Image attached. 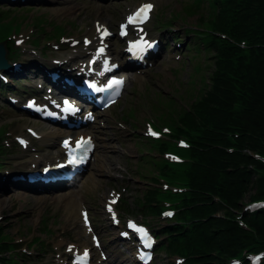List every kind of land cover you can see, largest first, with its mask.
Listing matches in <instances>:
<instances>
[{
  "label": "trees",
  "instance_id": "16d2710c",
  "mask_svg": "<svg viewBox=\"0 0 264 264\" xmlns=\"http://www.w3.org/2000/svg\"><path fill=\"white\" fill-rule=\"evenodd\" d=\"M11 13L3 15L14 21ZM198 14L199 21L234 43L245 41L247 49L207 34L202 49L211 70L201 76V87L184 98L165 97L167 109L160 115L192 144L189 163L174 177L190 189L180 218L190 219L191 230L164 229L171 240L165 251L185 255L191 264H225L226 257L246 247L256 251L264 246V212L246 216V228L232 221L245 202L264 199V164L252 156H264V0H210L207 10ZM156 147L161 151L166 146ZM156 171L166 172L161 161ZM144 202L156 213L152 190ZM4 231L0 228V263L18 264Z\"/></svg>",
  "mask_w": 264,
  "mask_h": 264
},
{
  "label": "rangeland",
  "instance_id": "374dc122",
  "mask_svg": "<svg viewBox=\"0 0 264 264\" xmlns=\"http://www.w3.org/2000/svg\"><path fill=\"white\" fill-rule=\"evenodd\" d=\"M68 1L70 0H59L49 8L46 5L29 3L20 6H10V9L14 10L13 12L15 13H11L14 21L8 15L1 20L0 27L9 24L12 31H16L15 25L21 22H30L36 27L38 25L44 26V21L37 19V17L48 18L50 22H56L61 28L68 27V32L74 31L75 23L84 22V28H87L91 27L92 21L97 19V21L104 19L107 21L108 26L114 27L126 9H132L142 0H72L70 5L63 6V2ZM189 2L190 0H155L157 12L153 18L151 27L154 28L157 26L155 20L160 16L161 12V16H163L169 8L173 10H169L166 15L173 17V22L175 21V15L172 11L180 12L179 19L182 20L183 15L186 24L188 26H194L197 22V14L187 15V11L185 12V8ZM90 3H96L99 8L89 13L88 10H85V7ZM2 9L6 10L7 8L1 5L0 10ZM204 10H206V5L204 6ZM20 15H22L21 18L17 20V17ZM166 15H164V19H168ZM175 25L180 26V23L177 22ZM22 26L25 25L23 24ZM35 26L33 27L35 28ZM19 32L20 30L14 35H17ZM177 53L185 57L184 63L180 66L174 61L168 62L166 57H164L155 69L144 74L142 73L137 79H134L135 75L131 74L130 77L132 80L127 86L123 99L110 114L107 113L103 117L102 122L105 123L106 127L99 133V138L102 143L99 146L98 153L100 155H108L111 166H105L104 170H101V167H97V162L90 165L87 168L84 178L80 182L75 183L71 188V190L77 193V200L78 198H83L89 206L97 228L104 222L100 210L103 199L100 191L101 184L105 187V192L112 187L118 189L126 188L127 192L124 198L133 207L136 197L139 196L138 198H140L141 191L146 189L145 185L149 182V178L156 174V168L152 167V165H157V160L152 159L149 149L145 147L147 145H144L145 141L140 139V134L143 130L141 120L153 121L155 125L164 124V118L160 115L159 111H166L165 97H177L181 94L184 98L190 92L192 94L193 92L196 93L198 88L201 87V76L207 77L210 73L211 66H208L207 59L205 60L204 58V55L206 57L204 51H201L199 55L197 50L194 53V50L187 52L185 49H182L181 52ZM113 55L118 58V52H113ZM193 72H197L198 75ZM191 81L193 82L192 84ZM190 85L193 86L189 87ZM146 86H148L149 94L142 95L146 91ZM151 101L154 103L157 102L155 104L160 105L162 110L157 108V111L156 108L151 107V104H149ZM186 101L187 99H184V102ZM2 115L0 117V126L4 123L9 124V126L4 125L1 129L6 127L9 131L23 130L29 122V120H22L10 124V118L16 120L18 117H14V114L8 111L2 113ZM123 115L125 121L122 118ZM116 123H119L120 127ZM132 124L136 125L131 127L130 125ZM43 128L48 127L43 125ZM45 144L49 145L50 142H45ZM23 155L25 154L18 153L13 154V157L18 158L17 156L21 157ZM108 156H105V160L108 159ZM154 156L156 157V155ZM139 174H143L145 177H139ZM63 191L66 190L58 192L63 193ZM58 192L52 194H57ZM20 193L13 192L5 186H0V217H2L0 226H5L4 230L8 237L11 240L20 242L21 248L24 249L32 238L40 237L42 239L43 244L37 245L34 247L35 249L30 250L31 260L27 264H35L39 259L36 258L37 254L41 251L50 252L49 255L46 253V259L44 257V263L42 264L46 262L51 264L56 260L58 251H62L66 243L81 241L82 232L78 226V222L73 216L67 214L62 207L61 201L56 200L52 204L53 200L49 199L46 203L38 205L30 201L33 197L32 195L27 194L25 200L17 198ZM45 214H47V219L43 216ZM219 214L221 215V213ZM43 218L44 224L47 223L50 225V229L44 234L42 233L45 229L39 227V221ZM150 225L155 230L156 227L162 226L163 224L152 221ZM112 238L118 243L110 234L104 238L105 244L111 245L110 249L108 248L111 251V258L116 259V263L122 258H127L126 264H129L131 260L129 259L128 252L123 247L111 244ZM118 244L121 245L120 243ZM34 258L36 259L33 262ZM173 258L166 256L164 252L160 253L157 251L155 264H171ZM37 264H40V262Z\"/></svg>",
  "mask_w": 264,
  "mask_h": 264
},
{
  "label": "bare ground",
  "instance_id": "6f19581e",
  "mask_svg": "<svg viewBox=\"0 0 264 264\" xmlns=\"http://www.w3.org/2000/svg\"><path fill=\"white\" fill-rule=\"evenodd\" d=\"M99 7L95 3H90L85 7V10H88L89 13H92L93 11L97 10ZM101 24L108 25L106 20H102L100 22ZM87 36L91 37L93 36V33L89 30L86 33ZM82 53V52H80ZM84 54V53H82ZM46 65H50L47 59L43 57L39 58H27L24 62L23 70L20 71L18 74H16V77H26V73L29 72V69L35 66H38L40 68H45ZM64 65H60L59 67L62 68ZM42 136H45L46 138L50 140H55L60 137H64L61 132L57 131H48L45 134L42 133ZM107 164L110 166V162H107ZM0 184H6L8 188H13L14 186L11 184V182L8 180L7 176H0ZM59 189V188H58ZM31 192V191H28ZM39 192H44V191H39ZM34 194H39L35 192H31ZM74 195H77L76 193L72 192L70 189H68L66 192L63 194H57L54 196V200H60L63 206V209L66 210L67 214L69 216H73L76 220L78 219L79 211H80V206L74 197ZM20 199H26L25 194H20L18 196ZM47 197L44 195H39L36 197H32L30 201L34 202L35 204L41 205L47 201ZM121 264H124L121 263Z\"/></svg>",
  "mask_w": 264,
  "mask_h": 264
},
{
  "label": "snow or ice",
  "instance_id": "6c2138e0",
  "mask_svg": "<svg viewBox=\"0 0 264 264\" xmlns=\"http://www.w3.org/2000/svg\"><path fill=\"white\" fill-rule=\"evenodd\" d=\"M150 7H151L150 5L143 6V7L140 9V12L137 13V15L139 16L141 13L146 12L148 9H150ZM130 20H131V18H130ZM169 215H170V213H169Z\"/></svg>",
  "mask_w": 264,
  "mask_h": 264
}]
</instances>
